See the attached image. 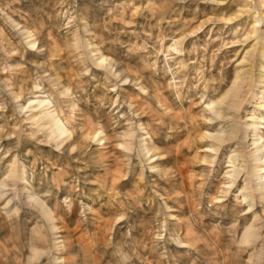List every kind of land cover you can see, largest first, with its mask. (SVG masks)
Here are the masks:
<instances>
[{"label": "rangeland", "instance_id": "rangeland-1", "mask_svg": "<svg viewBox=\"0 0 264 264\" xmlns=\"http://www.w3.org/2000/svg\"><path fill=\"white\" fill-rule=\"evenodd\" d=\"M262 105L264 0H0V264H264Z\"/></svg>", "mask_w": 264, "mask_h": 264}, {"label": "bare ground", "instance_id": "bare-ground-1", "mask_svg": "<svg viewBox=\"0 0 264 264\" xmlns=\"http://www.w3.org/2000/svg\"><path fill=\"white\" fill-rule=\"evenodd\" d=\"M101 60V59H100ZM101 62V61H100ZM234 85V84H233ZM237 95V89H230L226 94L225 96L223 97L222 100H219L218 103L217 102H211V104H209V106L212 108L211 110L213 111V113L218 116L220 115V112H218L217 109L214 108V106L216 105H220V104H223L225 103V100H230V97H236ZM45 102L44 101H41L40 104H44ZM50 104V102H47ZM49 104H46L49 105ZM233 108H235V110H237L239 107L237 105H232ZM264 107V105H262ZM261 106V107H262ZM222 112V111H221ZM53 121V125H55V128H56V133L59 134V136H63V135H66L67 134V129L56 119H54V114H50L49 115ZM263 119V118H261ZM51 121V122H52ZM253 128L256 129V126L253 125ZM253 137H257V135H254ZM212 139V137H211ZM213 139H215L216 141H218L219 143H224L227 139H224L222 136H220V132L217 133L215 136H213ZM262 137L259 136L258 139H256L255 141H253V145H255V151L252 155L254 161L256 162H259V161H264V153L261 155V152H263L264 150V144L262 143ZM232 159V158H231ZM256 173H260V172H263L264 171V168H258V167H255V170H254ZM257 179L260 181V183H262L261 181L264 179V176L263 175H258ZM263 190H264V184H262L260 186ZM261 188L259 190H261ZM261 192V191H260ZM263 195H264V191H263ZM246 197V196H245ZM262 199L264 197H261ZM41 208V212L43 215H45L46 217H49V214L48 212L45 210V206L43 207L41 204L39 206ZM250 233V232H249ZM248 236V235H247Z\"/></svg>", "mask_w": 264, "mask_h": 264}]
</instances>
